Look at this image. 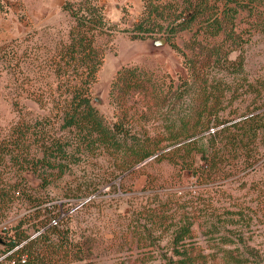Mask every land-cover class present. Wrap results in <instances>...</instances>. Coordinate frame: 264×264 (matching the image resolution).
Wrapping results in <instances>:
<instances>
[{
  "label": "rangeland",
  "instance_id": "obj_1",
  "mask_svg": "<svg viewBox=\"0 0 264 264\" xmlns=\"http://www.w3.org/2000/svg\"><path fill=\"white\" fill-rule=\"evenodd\" d=\"M64 2L0 0V51L19 57L25 45L63 39L70 26ZM97 3L120 31L97 41L104 59L92 105L113 123L109 93L116 73L145 72L154 90L116 107L127 113L126 130L153 154L129 169L124 151L81 154L60 168L37 164L35 173L23 174L30 189L15 195L6 218L0 209V259L18 225L31 238L41 231L26 216L41 203L58 214L55 264H264V128L234 149L226 142L208 147L209 134L221 126L196 127L209 112L219 120L259 115L264 121V0ZM145 7L158 26L131 40L123 30L132 29ZM13 63L0 60V138L20 116L44 114L18 95ZM179 77L189 82L182 97ZM175 133L177 142L169 138Z\"/></svg>",
  "mask_w": 264,
  "mask_h": 264
},
{
  "label": "trees",
  "instance_id": "obj_2",
  "mask_svg": "<svg viewBox=\"0 0 264 264\" xmlns=\"http://www.w3.org/2000/svg\"><path fill=\"white\" fill-rule=\"evenodd\" d=\"M61 10L70 18V26L63 39L50 46L40 42L25 45L19 57L15 52L10 56L6 50L0 51V60L9 63L14 58L12 74L16 69L18 76L14 80L18 95L24 93L27 99L44 110L43 115L35 118L28 114L20 116L6 135L0 138V209L4 218L12 208L15 197L24 195L26 189H30L23 174L35 173L37 164L45 163L48 167L56 168L78 159L81 154L99 151L114 156L124 151L129 152L128 157L124 158L125 167L129 169L153 154L145 152L136 134L126 130L127 113L123 115L116 107L119 103L125 105L132 94L147 96L150 90H154L145 72L124 67L116 73L109 93L110 104L114 106L113 123L108 124L92 105L91 88L97 81V73L104 59V49L97 45V41L110 38L120 30L106 20L104 9L97 0H65ZM151 15L152 12L145 7L132 29L123 32L130 34L131 40L145 39L144 36L153 33L158 26ZM194 15L201 23L197 12ZM188 16L194 19L193 14ZM168 80L172 87L173 79L168 76ZM177 80L182 97L187 93L189 82L180 77ZM117 84L119 88H116ZM205 119L200 126L196 125L201 127L200 132L207 130L210 124L221 126L212 131V135L209 134L207 142L210 148L225 142L234 149L244 147L246 144L242 142L245 139L254 140L264 128V121L259 115L243 116L233 122L219 120L209 112ZM178 137L177 133L169 135L175 142ZM203 137L185 144L184 148L195 146ZM63 160L66 162L62 163ZM40 205L33 206L36 209L26 216L28 221L34 222L35 232L41 231L31 238L19 231V225L14 228V233L3 243V254H8L0 259V264L56 263L52 256L58 251L52 245V237L60 236L61 231L58 222L55 225H50V222L58 214H54L52 209L40 208Z\"/></svg>",
  "mask_w": 264,
  "mask_h": 264
},
{
  "label": "built area",
  "instance_id": "obj_3",
  "mask_svg": "<svg viewBox=\"0 0 264 264\" xmlns=\"http://www.w3.org/2000/svg\"><path fill=\"white\" fill-rule=\"evenodd\" d=\"M55 224H56V220L55 219L51 220L50 225H55Z\"/></svg>",
  "mask_w": 264,
  "mask_h": 264
},
{
  "label": "water",
  "instance_id": "obj_4",
  "mask_svg": "<svg viewBox=\"0 0 264 264\" xmlns=\"http://www.w3.org/2000/svg\"><path fill=\"white\" fill-rule=\"evenodd\" d=\"M154 44L155 45H162L163 44V41H158V42H155Z\"/></svg>",
  "mask_w": 264,
  "mask_h": 264
}]
</instances>
